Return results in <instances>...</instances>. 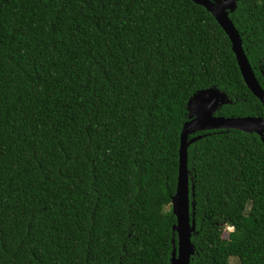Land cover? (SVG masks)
Wrapping results in <instances>:
<instances>
[{
    "label": "trees",
    "instance_id": "trees-1",
    "mask_svg": "<svg viewBox=\"0 0 264 264\" xmlns=\"http://www.w3.org/2000/svg\"><path fill=\"white\" fill-rule=\"evenodd\" d=\"M229 17L264 85V0ZM209 87L215 114L264 116L192 0H0V264H170L180 131ZM196 135L190 264H264L260 136Z\"/></svg>",
    "mask_w": 264,
    "mask_h": 264
},
{
    "label": "water",
    "instance_id": "water-1",
    "mask_svg": "<svg viewBox=\"0 0 264 264\" xmlns=\"http://www.w3.org/2000/svg\"><path fill=\"white\" fill-rule=\"evenodd\" d=\"M203 6L212 14L223 28L231 42V49L235 55L242 78L252 94L259 99L264 107V85L256 78L251 64L242 47V41L236 30L229 12L236 7L237 0H192ZM230 102L224 91L209 87L198 90L187 102L188 119L183 123L179 136L178 174L175 193L171 198V210L176 223L172 231L176 233V244L173 246L170 264H190L194 245L191 236L195 230L194 219V185L189 187V170L187 168V147L199 139L201 135L190 134L197 131L211 129H236L248 133H256L264 144V116H222L215 114L220 106ZM190 209L192 212L190 213Z\"/></svg>",
    "mask_w": 264,
    "mask_h": 264
},
{
    "label": "rangeland",
    "instance_id": "rangeland-1",
    "mask_svg": "<svg viewBox=\"0 0 264 264\" xmlns=\"http://www.w3.org/2000/svg\"><path fill=\"white\" fill-rule=\"evenodd\" d=\"M231 227H229L228 225H226L223 229V232H222V237H226L229 230H230ZM229 264H239V261H238V258L235 257V256H230L229 258Z\"/></svg>",
    "mask_w": 264,
    "mask_h": 264
},
{
    "label": "built area",
    "instance_id": "built-area-1",
    "mask_svg": "<svg viewBox=\"0 0 264 264\" xmlns=\"http://www.w3.org/2000/svg\"><path fill=\"white\" fill-rule=\"evenodd\" d=\"M230 230H232V227L230 228Z\"/></svg>",
    "mask_w": 264,
    "mask_h": 264
}]
</instances>
